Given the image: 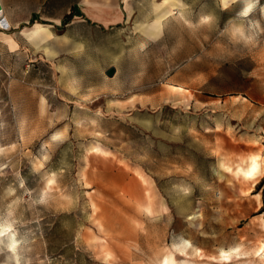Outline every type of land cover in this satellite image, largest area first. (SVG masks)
Here are the masks:
<instances>
[{
	"label": "rangeland",
	"instance_id": "obj_1",
	"mask_svg": "<svg viewBox=\"0 0 264 264\" xmlns=\"http://www.w3.org/2000/svg\"><path fill=\"white\" fill-rule=\"evenodd\" d=\"M181 2L155 38L151 0L39 41L0 27V264H264V0Z\"/></svg>",
	"mask_w": 264,
	"mask_h": 264
},
{
	"label": "crops",
	"instance_id": "obj_2",
	"mask_svg": "<svg viewBox=\"0 0 264 264\" xmlns=\"http://www.w3.org/2000/svg\"><path fill=\"white\" fill-rule=\"evenodd\" d=\"M137 1L138 0H69V3L67 4L64 13L70 12L72 7L74 6L78 8L82 12V14H74L72 20L68 22L67 25H72L74 23H83V22L103 25L105 27L114 26L117 24H123V25L128 24L136 16L137 8H138ZM2 2H3L4 16H6L7 19L10 21V25L7 28H12L14 32H18V33L21 32L29 22L31 23V27L32 28L34 27L33 25L34 22L39 18H36L34 22H31L33 14L38 15V17H41L44 20L46 19L47 21H49V24H59L64 15L63 13L61 16L58 15L43 16L41 14H38L35 8H31V10L23 11V12L17 10L15 13L9 14L5 12L6 6L3 0ZM154 10L155 9L152 2V11H153L152 17H154L155 14ZM150 20H152V18L144 22ZM163 30H164V23L162 24V28L160 32L157 33V35H149L144 32L142 33L147 37L155 38L160 36ZM29 31H31V29L30 30L28 29L26 31L27 32L26 35L28 36L27 38L33 40L28 34ZM13 39H14L13 42L15 43L19 41L18 39L16 40L14 37Z\"/></svg>",
	"mask_w": 264,
	"mask_h": 264
},
{
	"label": "bare ground",
	"instance_id": "obj_3",
	"mask_svg": "<svg viewBox=\"0 0 264 264\" xmlns=\"http://www.w3.org/2000/svg\"><path fill=\"white\" fill-rule=\"evenodd\" d=\"M154 6V17L152 20L147 22H138L137 28H139L142 32L149 35H157L160 32L163 24V20L165 17L175 12V10L183 5L181 0H153ZM223 4L226 5L230 2V0H222ZM1 9H0V26L9 27L10 21L4 16L3 12V2L1 0ZM34 27L31 31L28 32L29 36L34 41H39L41 39L46 38V36L52 33L51 29L46 27L43 22H35ZM261 170L260 161L256 157H252L250 162L246 167L241 168L242 173L252 178L254 181L256 179L257 174ZM198 215V212L195 211L191 216ZM188 254L189 251L185 248H182L181 255ZM215 261L229 263L235 259L241 257L238 251H235L231 248H221L218 250L217 254H212ZM162 264H169L167 260L163 261Z\"/></svg>",
	"mask_w": 264,
	"mask_h": 264
},
{
	"label": "clouds",
	"instance_id": "obj_4",
	"mask_svg": "<svg viewBox=\"0 0 264 264\" xmlns=\"http://www.w3.org/2000/svg\"><path fill=\"white\" fill-rule=\"evenodd\" d=\"M259 3V0H243V10L241 11V15H247L249 10L254 8L256 4ZM264 12V8L261 9ZM6 231H11V228L6 229ZM12 252L16 251L17 243L13 241L11 244L8 245ZM15 264H20L19 259L15 261Z\"/></svg>",
	"mask_w": 264,
	"mask_h": 264
},
{
	"label": "trees",
	"instance_id": "obj_5",
	"mask_svg": "<svg viewBox=\"0 0 264 264\" xmlns=\"http://www.w3.org/2000/svg\"><path fill=\"white\" fill-rule=\"evenodd\" d=\"M74 14H82V12L76 8V7H72L71 11L66 13L63 17H62V23L65 25L68 22H70L74 16ZM36 18H39L38 15L33 14V17L31 19V22H34ZM42 22H44L45 20H41Z\"/></svg>",
	"mask_w": 264,
	"mask_h": 264
},
{
	"label": "water",
	"instance_id": "obj_6",
	"mask_svg": "<svg viewBox=\"0 0 264 264\" xmlns=\"http://www.w3.org/2000/svg\"><path fill=\"white\" fill-rule=\"evenodd\" d=\"M1 7H2V5H1V0H0V9H1ZM115 70H116L115 66H111L108 69H106V73L108 75H113Z\"/></svg>",
	"mask_w": 264,
	"mask_h": 264
},
{
	"label": "built area",
	"instance_id": "obj_7",
	"mask_svg": "<svg viewBox=\"0 0 264 264\" xmlns=\"http://www.w3.org/2000/svg\"><path fill=\"white\" fill-rule=\"evenodd\" d=\"M1 16V15H0ZM0 27H3V26H0Z\"/></svg>",
	"mask_w": 264,
	"mask_h": 264
}]
</instances>
